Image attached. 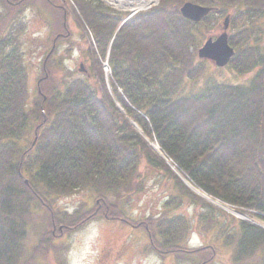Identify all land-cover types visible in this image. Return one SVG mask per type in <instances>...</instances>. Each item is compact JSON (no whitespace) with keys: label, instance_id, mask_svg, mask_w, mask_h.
Returning <instances> with one entry per match:
<instances>
[{"label":"trees","instance_id":"trees-1","mask_svg":"<svg viewBox=\"0 0 264 264\" xmlns=\"http://www.w3.org/2000/svg\"><path fill=\"white\" fill-rule=\"evenodd\" d=\"M33 1L0 0L13 10ZM44 1L64 21L73 16L79 28L92 31L95 84L81 77L62 82L50 75L49 65L30 101L24 55L9 36L23 30L10 28L1 37L0 264H41L58 240L98 217L144 230L150 248L163 258L175 254L212 264L215 247L185 248L191 231L185 216L140 222L122 208L143 188L145 162L167 175L179 193L167 199L166 210L185 199L214 209L167 168L149 140L207 196L264 220V50L250 43L251 24L264 18V0H161L119 31L126 14L101 0H63L67 7ZM187 2L213 10L195 23L181 15ZM227 16L236 30L229 37L235 54L227 67L253 76L235 85L206 80L193 90L206 74V63L198 58L204 36L213 20ZM61 30L67 34V28ZM107 58L110 79L103 70ZM80 191L92 194L91 209L86 203L73 213L55 208L56 198ZM36 211L43 212L49 229L31 245ZM233 222L231 229L219 231L233 250L232 264H264V229Z\"/></svg>","mask_w":264,"mask_h":264},{"label":"rangeland","instance_id":"rangeland-1","mask_svg":"<svg viewBox=\"0 0 264 264\" xmlns=\"http://www.w3.org/2000/svg\"><path fill=\"white\" fill-rule=\"evenodd\" d=\"M58 1L62 2L61 6L64 4L67 7L63 0ZM22 9L13 10L0 2V39L9 33L10 28L13 30L12 32L23 30L19 36H15L17 32L15 35L9 36L12 37V41L17 39L18 43L16 44L24 55L30 101L36 96L38 80L44 75L43 68L49 67V65L50 75L62 82L74 77H81L95 84L91 79L93 74L89 52L90 49H96V44L89 40L88 32L78 27L74 17L71 16L68 20L65 18L64 21L62 15L55 9H49L44 0H34ZM118 11L120 10L116 12ZM9 16L12 21L7 20ZM223 20V17L213 20L212 27H210L209 33L205 34L201 46L209 38L215 39L223 33ZM64 24L69 31V35L65 34V36L69 38L60 39L54 43L57 34L62 33L61 28ZM247 25L249 26V24ZM250 27L254 32L250 39L251 45L264 50V18L255 21ZM235 33L236 30L232 27L228 28L229 37ZM51 49L54 51L49 60L47 56ZM46 58L49 60L48 63ZM205 63L206 74L194 85H191L193 90L201 87L206 80L235 85L246 84L253 76L252 74L240 76L234 73L230 67L219 69L210 62L205 61ZM106 77L110 79V73L107 72ZM116 106L119 107L118 111L123 109L119 103H116ZM140 174L141 183L144 184L143 188L122 208L129 218L145 222L156 220L162 216H185L191 226L189 239L184 243L185 248L193 250L213 246L217 249L218 256L212 264H232L233 250L231 247H225L219 231L222 228L223 230L231 229L233 220L240 221L242 219L237 218L227 209L209 203L200 196L199 198L214 209L208 205L192 204L190 200L185 199L179 203L177 208L166 210L164 203L167 199L179 197L173 181L163 172L147 166L145 162L140 168ZM92 199L91 193L80 191L72 196L56 198L54 205L58 210L73 213L77 209L81 210V206L84 208L83 203H86V208L89 205L88 208L91 209ZM213 201L222 203L217 199ZM234 209L236 210V208ZM247 216L261 224L264 223L261 218ZM242 221L255 225L252 221ZM46 229L49 227L45 222L43 212L36 211L30 227V244L35 245ZM55 245L56 249L50 251L48 260L40 259L41 264H198L197 261L177 257L175 254L163 258L150 248V240L144 230L131 228L118 221L109 222L101 217L90 220L81 230L58 240Z\"/></svg>","mask_w":264,"mask_h":264},{"label":"water","instance_id":"water-1","mask_svg":"<svg viewBox=\"0 0 264 264\" xmlns=\"http://www.w3.org/2000/svg\"><path fill=\"white\" fill-rule=\"evenodd\" d=\"M213 8L202 7L198 4L191 2L185 3L181 9V15L192 22H201ZM230 25V16L224 18L223 27L224 31L217 38H209L202 47L198 50V57L201 60L210 61L217 68H225L229 65L233 58L235 51L229 44L228 28ZM83 70V69H81ZM137 129L136 123H132ZM256 226L263 228L255 223Z\"/></svg>","mask_w":264,"mask_h":264},{"label":"bare ground","instance_id":"bare-ground-1","mask_svg":"<svg viewBox=\"0 0 264 264\" xmlns=\"http://www.w3.org/2000/svg\"><path fill=\"white\" fill-rule=\"evenodd\" d=\"M101 1L104 4L106 3L107 5L106 4L105 5L107 7H109L110 9H112V11L113 10L114 11L120 10V11H122V13L129 14L131 16H135V15H137L143 11H147V10L153 8L154 6H157L161 0H101ZM120 11H118V12H120ZM120 113L122 115L126 114L124 109H120ZM136 125L138 126L137 123H136ZM137 128H138L137 129L138 131L140 130L142 132V130L139 126ZM148 142L150 143V145L152 146V148L156 152V154L159 156V159L165 163L167 168L171 172H173L178 177V179L181 180V182L185 186H187L188 184H187V181L185 180V178L181 174L176 172V171H178L177 165L176 164H173V165L167 164L166 161L163 160L162 156H160L161 150H160L159 146L154 145V143L150 142L149 140H148ZM195 191L197 194L205 196L204 193H201L198 190H195ZM206 197H207V195H206ZM209 199L211 200V198H209ZM213 200L214 199H212L211 201H213ZM213 203L218 205V206H221V204H219L217 202L213 201ZM231 212L239 219L252 221V222H254V223H256V224H258L264 228V223L261 224L254 219H250L247 215H244L241 212H237V211H231Z\"/></svg>","mask_w":264,"mask_h":264},{"label":"built area","instance_id":"built-area-1","mask_svg":"<svg viewBox=\"0 0 264 264\" xmlns=\"http://www.w3.org/2000/svg\"><path fill=\"white\" fill-rule=\"evenodd\" d=\"M104 70L106 71V72H108V64H107V62H105L104 63ZM163 158L165 159V161L167 162V163H169L170 165H173V162L169 159V158H167V157H165V156H163Z\"/></svg>","mask_w":264,"mask_h":264}]
</instances>
